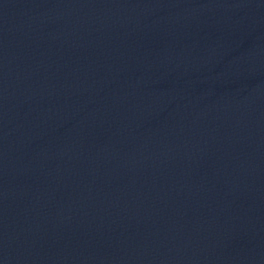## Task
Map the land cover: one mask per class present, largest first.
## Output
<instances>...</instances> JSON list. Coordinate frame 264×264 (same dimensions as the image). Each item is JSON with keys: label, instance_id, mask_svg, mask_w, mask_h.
<instances>
[{"label": "water", "instance_id": "obj_1", "mask_svg": "<svg viewBox=\"0 0 264 264\" xmlns=\"http://www.w3.org/2000/svg\"><path fill=\"white\" fill-rule=\"evenodd\" d=\"M0 264H264V0H0Z\"/></svg>", "mask_w": 264, "mask_h": 264}]
</instances>
